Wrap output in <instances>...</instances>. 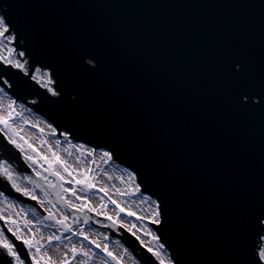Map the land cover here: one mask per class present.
Returning a JSON list of instances; mask_svg holds the SVG:
<instances>
[{"label":"water","instance_id":"obj_1","mask_svg":"<svg viewBox=\"0 0 264 264\" xmlns=\"http://www.w3.org/2000/svg\"><path fill=\"white\" fill-rule=\"evenodd\" d=\"M19 2L18 18L31 22L29 51L51 54L61 64L73 45L94 46L107 55L103 72L83 81L86 109L66 113L42 101L34 112L73 126L83 140L119 142L123 163L118 162L135 166L141 178L148 175L145 187L170 199L171 222L163 230L169 251L179 254L181 264H212L218 250L227 251V240L214 224L226 223L229 201L238 195L259 197V118L233 116L219 107L213 69L218 52L228 46L245 48L258 64L260 0ZM34 91L18 95L31 99L28 93ZM0 159L37 179L2 138ZM0 191H10L2 180ZM9 196L47 215L36 202L14 192ZM90 215L107 226L83 213L75 217L102 227L108 240L119 238L139 264H157L124 228Z\"/></svg>","mask_w":264,"mask_h":264},{"label":"snow or ice","instance_id":"obj_2","mask_svg":"<svg viewBox=\"0 0 264 264\" xmlns=\"http://www.w3.org/2000/svg\"><path fill=\"white\" fill-rule=\"evenodd\" d=\"M22 6L19 0H0V67L4 69L0 72V99L6 96L8 100L6 105H0V138L21 154L27 169L37 179L19 173L9 160L0 159V180L10 188L8 194L0 191V197L4 198L9 209L14 208L15 201L8 199L14 192L19 197L36 202L47 215L33 222L24 213V223L20 226L12 215L0 212V222L4 225L0 228V264H57V260L49 254L52 248L59 254V264H90L93 257L98 255L90 246L103 254L102 264H109L107 258L122 264V258L114 255L107 244L91 239L83 228L75 227L79 224L78 218L69 222L70 214L76 213H83L86 217L94 214L109 221L108 226L119 224V227L127 229L146 247L157 264H181L179 254L169 251L171 246L163 236L165 224L171 222L172 215L167 193L150 192L145 187L150 177L145 175L141 178L135 166L128 165L122 169L126 180L124 176L120 179L127 184V189H117L115 195L124 197L139 194L142 202L149 203L152 209L147 215H138L130 207L121 206L110 194V189L98 183L95 174L98 160L105 165L116 161L123 163L119 142L108 138L97 142L86 141L77 137V130L73 126L62 127L54 120L40 118L30 123L26 118L25 113H33L34 106L42 101L66 113L86 109L89 96L83 81L103 72L107 55L94 46L73 45L65 49L66 63L61 64L51 54L45 56L35 49L29 51L31 22H22L18 18L17 10ZM259 7L262 24L258 64L245 48L228 46L218 52L213 69L219 107L233 116L259 118V197L238 195L229 201L226 223L214 224V229L227 240V251L218 250L212 264H264V0H260ZM25 89H35L28 93L31 99L18 95ZM24 126L38 129L41 136L47 128L49 140L56 138V146H59V137H62L69 146L65 149L67 157H74V160L70 162L55 151L49 140L41 139V146H35L30 138L22 135ZM45 144H48L46 152L43 150ZM109 179L112 177L109 176ZM21 180L27 183L19 182ZM91 193H102L98 205L92 203L89 197ZM109 203L114 206L115 216L108 212ZM22 212L23 209L16 215ZM122 214L146 222L143 235L155 242L156 247H152L151 243L144 245V240L132 231L136 224L129 227L120 219ZM45 221H51V224ZM84 223H88V220L85 219ZM49 227L56 231L45 236L43 229ZM65 233L71 235L65 236ZM73 237L81 239L78 243H72ZM64 240L68 244H64Z\"/></svg>","mask_w":264,"mask_h":264},{"label":"rangeland","instance_id":"obj_3","mask_svg":"<svg viewBox=\"0 0 264 264\" xmlns=\"http://www.w3.org/2000/svg\"><path fill=\"white\" fill-rule=\"evenodd\" d=\"M5 55H6V53H5ZM0 96H2V94H0ZM7 102H8V100H7V97L6 96H4L2 99H0V105H6ZM17 109L19 110V102H18V105H17ZM25 116L26 117L33 116L35 119H37V118L44 119L43 117H41L40 115L36 114L35 112H33L31 114L25 113ZM41 126H43V125H41ZM26 132H31V133L34 134V138H31L30 139V142H32L37 147H40L41 146L40 145L41 139H45L46 140L47 139L46 137H48V130H47V128H45V133H44L43 136L40 135V133L38 132V129H36V128L30 129L27 126H24V132L23 133H26ZM52 139L53 140H56V138H52ZM59 139L61 141V143L59 144V146H56L55 141L53 142V148H54V150L60 152L67 159H69V160L73 159L74 160V157H67V153L63 149V138L62 137H59ZM43 150L45 152L47 151L44 146H43ZM97 164H101L102 166H104V169H107L108 172H110L113 176L116 175V178L109 179V182H111L109 184L110 194L113 195V198L114 199H117L120 202L121 206L130 207L133 211H136L138 213V215H147L146 213L144 214V212L141 211L139 207H137V204H138L137 203V199L141 198V196L139 194L132 195V196H124V197H119V196H116L115 195L117 189H121V190L127 189V184L121 182V179H119V177L117 176V173H115V171L113 169L116 168L115 166L122 167L123 169L125 167L123 165L117 163V162H115L113 164H110V165H105L102 162L97 161ZM96 176H97V174H96ZM97 179H100L101 182L102 181L103 182H106V181L108 182V177L105 176L104 173L102 175L97 176ZM124 179L126 180V178H124ZM19 182H21L23 184H26L27 183L26 180H21ZM101 195H102V193H91V194H89V197H90L91 201H93L92 199L94 198V200H97V201L100 202L99 197ZM8 199L9 200H12V201H15L16 206H18L20 208V210L23 209L22 214L24 215V213H26L27 214V218L29 220H32L33 222H35V220L37 218H40V219L43 218V217H39V215H37L35 212H33V210L30 207H28L27 204L20 203L19 201H16L15 199L10 198V197H8ZM0 200H4V198L3 197H0ZM113 208H114V206L109 203L108 204V212L111 211L110 215L115 216V213L113 211ZM41 209L43 210V208H41ZM64 211H66V210L64 209ZM33 214H35V215H33ZM73 218H78L79 219V224L77 225V227L83 228L85 230V232L87 231V229H90L92 231H96L97 233L102 234V236H104V243L105 244L111 245L112 243H114L116 241L117 243H119V245H121L122 247H125L123 245V243L119 239H117V238H115V239L112 238L111 240H108V238L105 239V237H109V236L101 229L102 227L94 226L92 223H90V221H88V223H85L84 224L83 219L80 216H76L75 217V214L74 215L70 214V220H69L70 223L72 222V219ZM89 218H90V220L93 219L92 220L93 223H95V224H97L99 226H105V223L104 222H102L101 220L95 218L94 216L91 217L90 214H89ZM120 219L123 220L124 222H127V223L131 222V225L132 224H136V228L132 229V231H135L136 234L139 235L141 237V239H143L146 242L147 245L149 243H151V246L152 247H154V248L156 247L155 242H151L149 237H146V236L143 235V232L142 231H143L144 224L146 222L137 221L134 217H126L123 214L121 215ZM45 223L46 224H51V221H45ZM19 225L20 226H23L20 223H19ZM106 226H107V224H106ZM140 226H142V227H140ZM0 228H3L2 225H1V223H0ZM125 230L127 232H129L127 229H125ZM52 231H56V229L55 228H51V227L44 228L43 229V233H45V234H49ZM129 233L132 235L131 232H129ZM119 234H120V232H119ZM68 235H71V233H65V236H68ZM89 237L91 238V235ZM73 239H75L77 242H79L81 238L80 237H73ZM85 243H87V242L85 241ZM90 247H93V250L98 253V255H96V256L100 257V259H101V257L103 256V254L102 253H99V250L98 249H95L94 246H90ZM126 249L129 250L128 248H126ZM131 255H132V253H131ZM107 259L109 260V264H115V263H113V261L111 259H109V258H107ZM137 264H139L138 261H137Z\"/></svg>","mask_w":264,"mask_h":264},{"label":"bare ground","instance_id":"obj_4","mask_svg":"<svg viewBox=\"0 0 264 264\" xmlns=\"http://www.w3.org/2000/svg\"><path fill=\"white\" fill-rule=\"evenodd\" d=\"M29 119V122L31 123L32 120H35V118L33 116L30 117H26ZM28 127V126H27ZM30 128V127H29ZM30 129H34V128H30ZM22 135H24L26 138H34V134L31 132H26V133H22ZM46 140H49V137H46ZM56 140H53L52 138L49 140V143L53 146V142ZM45 149H48V144L44 145ZM69 146L67 145V143H65L63 141V149H67ZM73 159L69 160L70 162ZM99 161V160H98ZM97 170H96V174L97 176L102 175L104 173L105 176L108 177V182H101L100 179H97L98 183L100 184H104L106 187L109 188V184L111 182H109V176L112 178H116V175H112L110 172H108L107 169H104V166H102L101 164H97ZM114 167V166H113ZM113 169L115 171V173H117V176L119 177V179L121 178V176H124V178H126V174L123 173L122 171V167H117ZM102 180V179H101ZM92 203L93 204H99L100 202L97 200H94V198L92 199ZM137 207L140 208L141 211L144 212V214H148L151 212V207L149 206V203L146 202H142V198L137 199ZM66 210V209H65ZM0 212H2L5 215H12L21 225H23L24 221H23V214L21 213V215L17 216L16 213L20 212V208L18 206L9 209L7 207V203L5 202V200H0ZM111 213V211L109 212V214ZM104 222V221H102ZM124 222V221H123ZM125 224H127L129 227H131V222L127 223L124 222ZM106 226V225H105ZM75 227H77V225H75ZM142 227V226H140ZM102 229V228H101ZM142 229V228H141ZM114 231L116 233H119L120 230L119 229H114ZM143 232V231H142ZM86 233L90 236L92 239H95L97 241H100L102 243H104V236H102V234L97 233L96 231H92L90 229H87ZM45 236H47L48 234L43 233ZM116 237H114L115 239ZM64 244H68L67 240L63 241ZM72 243H78L75 239H72ZM141 244V243H140ZM144 245H147L146 242L144 241ZM145 247V246H144ZM109 250H111L113 252L114 255L121 257L122 258V263L123 264H137V261L135 260V258L131 255V253L129 252V250H127V254H125V247H122L121 245H119V243H117L116 241L114 243H112L111 245H108ZM146 248V247H145ZM62 251H64L65 249L61 248ZM49 254L52 255L54 260H57V264H59V254L55 251V248L50 249ZM75 264V262H74ZM90 264H102V260L100 259V257L95 256L93 257V260L90 261Z\"/></svg>","mask_w":264,"mask_h":264}]
</instances>
